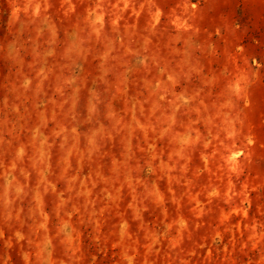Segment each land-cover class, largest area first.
Instances as JSON below:
<instances>
[{
	"label": "rangeland",
	"instance_id": "rangeland-1",
	"mask_svg": "<svg viewBox=\"0 0 264 264\" xmlns=\"http://www.w3.org/2000/svg\"><path fill=\"white\" fill-rule=\"evenodd\" d=\"M69 4L74 10L67 11ZM98 4L103 11V24L97 26L101 28L100 39L95 40L89 37L92 26L88 13ZM25 5L29 6L28 13L21 12L19 20L9 26L13 7ZM35 5L41 9L39 16L31 14ZM156 10L161 16L159 23L152 27L151 16ZM48 25H55L61 40L71 38L86 42L87 59L80 62L84 71L80 73L78 111L83 112L90 90L102 101L98 105L101 114L109 110L127 112L133 98L150 108L155 103L154 97L149 95L151 85L162 79L159 69H173L179 73L178 81L171 86L166 102H160V111L175 116L177 129L195 128L201 136V143L186 153L187 171L172 174L179 182H170L166 170L158 167L161 163H169L168 156L174 150L169 138L151 134L144 138L137 129L113 134L111 140L97 137V143L102 145L101 152L91 164L83 167L81 176L112 175L113 162L123 159L131 146L128 175L135 191L121 176L119 183L114 185L120 187L115 201L103 198L106 185L102 182L93 189L96 203L87 212L82 207L83 200L73 197L65 210L70 211L73 205L80 209L72 218L76 229L74 246L78 250L73 256L61 239H53L50 248L53 264H126L123 257L131 254V249L137 250L135 264H145V259L149 264H169V257L176 253L188 259L189 264H259L260 257L264 256V238L253 248L255 241L249 237L253 235V226L256 235L264 232V0H0V120L4 118L5 104L18 102L12 91L15 80L21 75L33 77L39 69L29 42L40 33L46 36ZM118 38L123 39L126 48L149 57V69L132 79L131 91L125 97L112 96L111 89L96 79L100 71L99 53ZM13 40L19 63L11 59L13 53L8 48ZM44 70L47 79L42 82L41 93L33 90L26 94L29 105L39 104L42 94L51 95L67 75L59 47L57 55L44 61ZM107 79L112 81L114 77L109 75ZM233 81L240 84L239 93H226L225 82ZM185 96L191 97L192 103L182 104L178 98ZM221 97H227L228 106L219 119L209 122L200 111L201 102L208 106L209 112H214ZM176 105H180L178 110ZM102 123L112 127L111 121L103 119V115ZM95 127L87 121L80 123L77 131L82 143H86ZM52 128L49 123L41 131L47 135ZM249 138L255 142L251 146L247 143ZM205 140L212 141L207 149L203 146ZM16 143L26 144L27 136L21 133L18 140L13 141V147ZM149 144L153 145L151 151ZM51 151L54 159L60 155L58 146L54 145ZM230 151L244 152L238 164V175L226 171L223 157ZM153 154L159 157L151 160L157 170L149 173L148 162ZM12 155V149L0 144V264H25L24 254H34L42 236L34 230L38 218L32 189L38 177L32 173L24 193L13 198L14 193L9 192L5 198V172ZM21 169L32 171L27 156L13 173L23 185L25 179L20 174ZM229 184L231 191L238 195L226 201L223 193ZM152 185L164 195L162 204L154 203L146 195L145 186ZM66 187L63 180H58L55 191L42 195L44 210L51 218L49 235L55 232L58 193L64 192L67 196ZM212 187L220 190L219 198L209 195ZM169 189L174 196L169 194ZM244 192L248 193L247 205L243 203ZM241 208L246 209V215L237 212L221 224L225 213ZM180 218L187 222L186 229L177 227L175 222ZM121 224L127 225L123 237ZM168 225L172 228L166 231ZM217 230L222 232V238L214 240ZM177 232L181 243L177 249L170 250L169 242ZM16 233L24 238L18 240ZM153 238L157 244L153 252L145 256ZM201 244L204 248L199 247ZM209 245L210 257L206 252ZM225 247L231 253L230 261H224L226 254L218 251ZM156 248L158 255L153 254ZM47 251L49 249L44 255ZM192 251L196 254L189 257L187 254Z\"/></svg>",
	"mask_w": 264,
	"mask_h": 264
},
{
	"label": "clouds",
	"instance_id": "clouds-1",
	"mask_svg": "<svg viewBox=\"0 0 264 264\" xmlns=\"http://www.w3.org/2000/svg\"><path fill=\"white\" fill-rule=\"evenodd\" d=\"M124 7L128 5L125 3ZM29 6L25 7H13L11 12V18L8 21V25L11 26L19 20L21 12L27 14ZM74 10L69 4L67 11ZM41 9L39 5H35L31 9L33 16H39ZM89 24L92 26V30L89 33L90 39L99 40L101 26L103 24V11L98 4L95 8L91 9L88 13ZM161 13L156 10L152 13V27H155L159 23ZM118 19V18H117ZM116 23V20L113 21ZM175 23V22H173ZM34 57V63L40 67L33 77L20 76L12 85V91L15 94V100L11 105L5 104L4 118L0 120V144H5L9 149H12V159L9 162L8 168L5 172V184L3 188V195L5 198L9 192L14 193L13 198L20 196L24 193V189L28 187L27 180L32 173L38 177L35 188L32 189L34 212L38 218L35 223V231L42 233L41 240L36 244L37 251L30 255L24 254L23 260L25 264H53L51 259V245L52 240L59 238L67 246L69 252L74 256L77 252V248L74 246L76 239V229L72 223V218L75 214L80 212V209L75 205L71 207L70 211L65 210V206L68 205L73 197L81 198L83 200L82 207L85 212L89 208H94L96 200L93 196V189L96 188L98 183H103L106 187L103 190V198L106 201H115L117 194L120 192V187H114L119 183V178L124 177V183H127L133 191L132 180L129 173L128 161L131 159L132 149L129 146L126 149V153L121 160H117L112 164V175L96 176L91 175L82 177L81 172L85 165L91 164L96 156L101 152V147L97 143V137H102L108 140L113 138V134H121L126 130L137 129L144 138H147L149 134L157 136V138H169L174 144V150L169 154V163L159 164L160 170H166L169 181L179 182L175 175L176 172L187 171V151L201 143V136L197 129H185L179 130L176 127V119L172 114L165 115L160 111V102H166V97L170 91L171 86L175 85L178 81L179 73L173 69H159L161 80L154 81L151 85L150 96L154 97L155 103H152L150 108L145 107V102L133 98L130 102L127 112L109 110L101 114L98 105L102 103L99 95L95 91L90 90L87 96L83 112L78 111L80 105V91H81V78L80 73L84 71L83 63L86 62L88 48L85 47V41H76L71 38H64L61 40V36L56 30L55 25L47 26V35L43 33L38 34L32 41L29 42ZM15 41H11L8 44V48L12 50L11 59L19 63L18 49L14 47ZM57 47L60 48V55L63 58V63L67 68V75L60 81L59 86L52 92L51 95L42 94V98L39 104L33 102L31 105L28 103V96L26 95L30 91L41 93L42 82L47 79V74L44 70V61L46 58L54 57L57 55ZM146 51V49H145ZM97 61L100 65V71L97 73L96 79H99L105 85L111 89L112 96L119 95L121 97L128 96L131 91V81L139 73L147 71L149 69V57L147 55H140L137 51L126 48L123 39L118 38L117 41L109 46L106 50H102ZM75 69V71H73ZM112 75L114 79L109 81L107 77ZM35 81V84L33 83ZM226 93H239L240 84L233 81L232 83L225 82ZM182 104L188 105L192 103L191 97H180ZM228 106L227 97H221L215 105V111L209 112L208 106L203 105L201 102L200 111L207 116L209 122L214 119H219L223 110ZM180 105H176L178 110ZM103 119L111 121L112 127H107L102 123ZM31 121V124H29ZM82 121L88 123H94L95 128L92 129L87 137L86 143H82L79 139L78 127ZM52 124L53 128L49 134H44L41 131L42 128L47 127L48 124ZM21 133L27 136V143H16L13 147V141L18 140ZM7 137V139H5ZM211 140L203 141V146L207 149L211 145ZM249 146L255 142L251 138L247 140ZM58 146L60 149V155L55 159L53 158L52 148ZM149 151L153 149V145H148ZM27 156L31 172L20 170V174L24 177L25 183L23 185L13 175L17 170V164L23 163L24 158ZM244 156L243 151H230L223 157L224 163L227 165L226 171L229 174H239L238 164L241 157ZM159 159L153 154L148 162V172L155 173L156 168L151 164V160ZM183 161V163H182ZM204 162L207 164L208 157H204ZM242 171V170H240ZM11 177V179H9ZM63 180L67 185L65 191L68 193L65 196L64 192L58 193L59 204L55 213L56 226L55 232L49 235V223L50 216L48 212L44 210L42 195L48 191H55L56 181ZM189 183V181H185ZM137 184L142 183L136 181ZM91 185V186H89ZM232 186L229 184L228 189L223 193L226 201L231 200L233 196L238 195L231 191ZM254 191L255 189H251ZM146 195L152 199L156 204H162L164 202V195L159 189L152 185L150 188L145 186L144 189ZM26 194V193H25ZM169 194L174 196L175 193L172 189H169ZM209 195L212 198H219L221 192L217 187H212ZM243 203L248 204V193H243ZM135 201V196H133ZM195 200L196 198L193 197ZM196 206L199 207V201L196 202ZM239 212L242 215H246V209H232L231 212L225 213L221 217V224L227 221L231 215ZM63 213V215H61ZM92 215H95L93 212ZM179 229H186L187 222L180 218L175 222ZM127 225H120L121 237L125 235ZM172 225L166 227V231L170 230ZM253 235L249 237L250 240L255 242L252 247L255 248L256 244L264 238V232L260 235L255 234V227L252 228ZM17 239H23L24 237L20 233L15 234ZM222 238V232L217 230L214 235V240ZM170 250L177 249L181 243V237L179 232L170 240ZM157 244L155 238L147 245V252L145 256L153 252V246ZM200 248H204V245H199ZM47 254L44 255L45 250ZM226 255L223 257L224 261H230L231 253L227 247L222 250ZM207 256H211V245L206 250ZM154 255L159 254V249L156 248ZM195 251L189 252L187 255L191 257L195 255ZM137 255L136 249H131V254H125L123 259L126 264H135ZM33 256L35 261L33 260ZM176 253L169 257V264H173V261H177V264H189L188 259L179 257ZM145 264H149L145 259ZM259 264H264V256L260 257Z\"/></svg>",
	"mask_w": 264,
	"mask_h": 264
}]
</instances>
